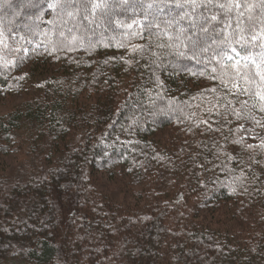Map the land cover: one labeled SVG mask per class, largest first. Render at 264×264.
Here are the masks:
<instances>
[{
  "label": "trees",
  "instance_id": "trees-1",
  "mask_svg": "<svg viewBox=\"0 0 264 264\" xmlns=\"http://www.w3.org/2000/svg\"><path fill=\"white\" fill-rule=\"evenodd\" d=\"M175 3L0 0V102L20 100L0 115V264H264V147L234 110L263 133L264 112L233 87L260 85L215 55L221 17L259 31L264 0ZM212 15L208 50L177 55Z\"/></svg>",
  "mask_w": 264,
  "mask_h": 264
},
{
  "label": "snow or ice",
  "instance_id": "snow-or-ice-1",
  "mask_svg": "<svg viewBox=\"0 0 264 264\" xmlns=\"http://www.w3.org/2000/svg\"><path fill=\"white\" fill-rule=\"evenodd\" d=\"M208 3H212V0H208ZM188 6L192 12H195L196 7L198 5L206 7L205 4L201 3V0H176L175 7L179 9H184L185 6ZM101 4H93V9L101 7ZM106 6V5H104ZM215 6V5H214ZM219 7L225 9L228 14V19H231V13L234 9L244 8L248 9L247 5H242L241 3H221ZM148 8H153V4H148ZM159 12H163V8L158 9ZM151 15V13H149ZM189 16L188 11H183L181 13H177V16L172 17L170 20L165 21V23L169 26L172 24L178 23L177 17L179 20H185ZM244 16V11L236 12V24L233 26L231 23L225 21L222 16L218 23H224L225 28H233L234 32L232 38L230 39L228 36L224 35V30H221L220 36V44H223V47L219 48V51L215 53L217 57L220 59L217 61L218 63L223 61H234L231 67L235 70L236 76L242 80L246 84L248 83H256L259 81V90L255 93H252L248 87L240 88L239 83H234L233 87L238 89V94H248L255 95L260 101L259 111L264 112V54L260 55L259 60L254 58L251 54L250 48L260 47L264 49V25L261 26L260 30L257 31L253 26L247 25L241 19ZM158 19L157 16L153 17V21L149 22L147 25L151 27L155 21ZM135 22V21H133ZM210 22H217V16L212 15L209 19L207 16H202L201 19H191L188 21L187 30L181 27L178 34H176L172 39L176 41V47L179 49L183 46V51H178L177 55L186 56L191 54V58L197 59L198 54L201 52H206L208 49L205 46V42L202 41L198 37V32H207L208 25ZM156 27H160L159 23L155 24ZM131 27V25H129ZM233 44L239 45V50L232 47ZM27 51V50H25ZM230 53H234L235 57H239V59H234V56ZM242 61L245 63L242 64ZM250 65L252 67H250ZM228 65L225 63V69H227ZM254 69V70H253ZM247 104V101L244 102ZM253 108H256V104L252 105ZM234 114L238 118H244L247 120H255V122L259 125L260 121L256 120L255 116L252 113H246L243 109L240 111H235ZM261 146L264 147V140L261 141ZM251 147V145L249 146Z\"/></svg>",
  "mask_w": 264,
  "mask_h": 264
},
{
  "label": "rangeland",
  "instance_id": "rangeland-1",
  "mask_svg": "<svg viewBox=\"0 0 264 264\" xmlns=\"http://www.w3.org/2000/svg\"><path fill=\"white\" fill-rule=\"evenodd\" d=\"M236 58L239 59V57ZM18 103H20L18 98L3 100L0 102V115H4L5 113L11 111ZM242 129L243 136L249 143H259L264 138V133L259 128V125L256 124V122L252 124H242Z\"/></svg>",
  "mask_w": 264,
  "mask_h": 264
}]
</instances>
